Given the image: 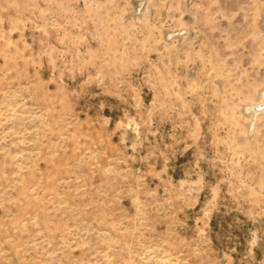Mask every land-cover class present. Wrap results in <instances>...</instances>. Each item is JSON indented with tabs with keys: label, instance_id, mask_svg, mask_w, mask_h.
Here are the masks:
<instances>
[{
	"label": "rangeland",
	"instance_id": "374dc122",
	"mask_svg": "<svg viewBox=\"0 0 264 264\" xmlns=\"http://www.w3.org/2000/svg\"><path fill=\"white\" fill-rule=\"evenodd\" d=\"M263 92L264 0H0V264H264Z\"/></svg>",
	"mask_w": 264,
	"mask_h": 264
},
{
	"label": "bare ground",
	"instance_id": "6f19581e",
	"mask_svg": "<svg viewBox=\"0 0 264 264\" xmlns=\"http://www.w3.org/2000/svg\"><path fill=\"white\" fill-rule=\"evenodd\" d=\"M263 97H262V100L260 101V102H263L264 103V92H263V95H262ZM259 104V103H258ZM256 105V104H255ZM263 106V105H262ZM256 107V106H255ZM254 107V108H255ZM256 111V110H255ZM254 112V111H253Z\"/></svg>",
	"mask_w": 264,
	"mask_h": 264
}]
</instances>
